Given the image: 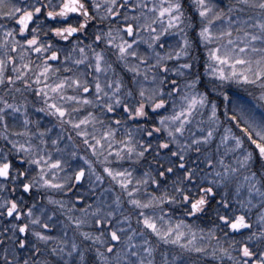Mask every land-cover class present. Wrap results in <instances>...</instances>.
<instances>
[{"label":"snow or ice","instance_id":"1","mask_svg":"<svg viewBox=\"0 0 264 264\" xmlns=\"http://www.w3.org/2000/svg\"><path fill=\"white\" fill-rule=\"evenodd\" d=\"M0 264H264V0H0Z\"/></svg>","mask_w":264,"mask_h":264},{"label":"trees","instance_id":"2","mask_svg":"<svg viewBox=\"0 0 264 264\" xmlns=\"http://www.w3.org/2000/svg\"><path fill=\"white\" fill-rule=\"evenodd\" d=\"M241 95H243V93L241 92Z\"/></svg>","mask_w":264,"mask_h":264}]
</instances>
